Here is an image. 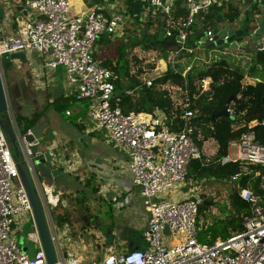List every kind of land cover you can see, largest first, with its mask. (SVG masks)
Returning <instances> with one entry per match:
<instances>
[{"label":"built area","instance_id":"obj_1","mask_svg":"<svg viewBox=\"0 0 264 264\" xmlns=\"http://www.w3.org/2000/svg\"><path fill=\"white\" fill-rule=\"evenodd\" d=\"M16 1L17 5L19 2L26 9L25 14L9 1H6V6L0 3L3 9L0 17V55L4 52H33L43 56L40 64L32 63L41 88L46 85L45 78L52 84V77L46 75V69L54 72L58 67H63L66 85L72 89L70 93L76 94L79 99L87 98L90 102L88 117L93 124L92 130L104 131L106 141L127 156L131 186L122 185L127 196L123 200L114 197L113 201L117 206L130 202L134 204L136 194L133 189H138L149 214L142 233L145 247H117L123 251L114 249L100 258L92 255L87 259L83 254L85 230L74 233L70 247H62L56 227L59 222L54 220L52 213L59 206L62 191L51 183L41 182L33 159V145L38 143V139L29 141L27 136L31 133L30 129L25 133L20 130L9 103L3 118L8 119L13 128L20 160L26 165L39 191L58 264H264V144L256 139L254 130L231 140L227 154L221 158L222 163L232 161L240 166L239 172L232 174L230 181L237 188L239 196L249 204L243 227L230 237L219 238L212 244L200 242L197 239L196 219L202 201V186L188 177V166L192 159L202 156L203 150L194 138L198 129L194 118L200 114L191 108L188 89L170 81L162 84V88L169 92L175 110L181 109L179 129L167 124V114L161 109L153 113L124 112L119 105L120 100L124 95H132L139 85L125 87L122 94H115V81L122 80L121 76L94 56V44L102 35H120L124 32L130 18L129 9L115 0L109 1L105 7L74 12H71V0ZM175 1L133 0L140 3L142 8L150 6L149 11L143 12L146 16L151 13L150 18L161 17L162 24H165L164 40L173 35L176 37L167 48L171 50L166 57L144 54L139 55V59L148 66L164 64L165 69L170 64L175 72L185 78L195 67L191 63L179 67L176 62L184 58L183 53L191 51L186 49V44L192 41L191 36L196 35L192 26L197 20L202 22L217 0H181L186 14L180 15L174 12ZM204 35L211 40L212 28L206 29L198 39ZM138 67L143 69L142 82L147 86H151L162 73L156 72L151 76L149 67ZM201 88L212 89L208 78L202 79ZM227 110L229 114H235L232 107ZM66 114H70V110ZM197 138L202 139L200 132ZM11 146L0 123V264H48L33 207L20 178ZM78 158H69V163L68 157L62 155L63 160L56 161L62 162L61 166L70 170ZM242 176L257 179V187L262 193L255 192L249 186H240ZM178 183L191 187L188 195L184 198L169 197L168 194ZM23 213H27L32 220L33 230L26 235V240L34 246L32 255L28 253V243L19 242L17 238L19 231H23L19 227ZM60 224L70 226L68 221ZM162 232H165L164 238L161 237ZM171 232L179 234L178 243L173 244L167 238Z\"/></svg>","mask_w":264,"mask_h":264},{"label":"rangeland","instance_id":"obj_2","mask_svg":"<svg viewBox=\"0 0 264 264\" xmlns=\"http://www.w3.org/2000/svg\"><path fill=\"white\" fill-rule=\"evenodd\" d=\"M6 1H9L13 5L17 7L16 0H0V3H3L5 6L8 5ZM260 6V0H256ZM119 3L126 7L127 9L136 6V2L134 6L126 3L124 0H119ZM234 4L237 7L240 6L238 0H227L226 1V9L229 8L230 5ZM261 7V6H260ZM148 8V9H147ZM263 8V7H262ZM147 9V10H146ZM151 8L147 6L146 8H142L141 13L149 11ZM84 10V9H81ZM130 18L125 24L124 32L120 35H111L104 34L101 38H99L94 44V51L102 61L107 58V56L116 55V45L123 44V47L127 50L128 58L135 63L136 67L139 65L149 67V75L154 76L156 72H163L165 70L164 64H154L153 68H150L146 62L139 59V55H163V52L171 50H144L140 46H136L129 50L128 42L130 39L134 37H140L143 28H147V33L141 35V44L148 45L151 41L154 40L155 35H157L158 24L153 17V22L150 26L146 27L145 24V16L143 19L140 17H136L133 12H130ZM264 13V8H263ZM264 22V18L263 21ZM219 26H224V22L215 23ZM202 22L197 20V22L193 25V29L196 32V28L201 26ZM192 41L198 40L196 35L190 37ZM109 40V41H108ZM111 40V41H110ZM240 40V39H239ZM264 41V34L263 39ZM163 41H167L164 40ZM110 43V44H109ZM253 46V45H252ZM186 49H190V52L183 53L184 58L179 59L176 64L181 67L186 64H192L197 69L205 68L209 63L217 60L218 58H225L228 60L233 66H240L244 70H248V67L251 65L253 53L255 54L256 47H252L250 50H236L230 49L229 45L224 44L220 47L213 48H201L200 46H191L188 42L186 44ZM239 55H243L244 57H240ZM26 61L22 60H13L12 64L8 67L3 66V77L5 80V85L8 92L9 103L12 106L15 115H20L24 117L31 116L34 111L40 109L41 107H45V118L47 121V126L44 129V137L40 141L47 142L53 140L54 147H56L58 153L53 155L52 161L55 162L53 165L56 166L60 171L55 176H52L51 173L46 174L44 172L45 168H48V165L45 167L43 164L36 165L38 176L43 183H52L55 188H58L62 191L61 201L59 206L53 209V217L56 221V216L58 213L66 212L68 222L70 226L63 227L60 223L56 224L59 241L63 246H71V241H73L74 233H80V231L85 230L83 237L86 238V243L83 246V254L87 259H90L92 255H96V257L100 258L105 253H108L111 250L116 249L118 252L123 250L118 249L124 246V239L130 236L131 239H138L139 243L142 247L146 246V242L142 237V233L145 230V226L142 227L144 217H145V209L143 199L135 196L136 205L121 208L122 210L113 209L112 206L107 201L100 199L97 191H99L100 181L90 173L85 174L84 172L77 176L76 174V166H70V170L65 167H62V162L56 161L57 159H61L62 155H69L68 162L70 163L69 158L74 157H90L91 155L87 152V147L78 141V137H81L82 134L77 131L76 127L72 124V122L65 118V116L58 113L51 105L49 106L48 97H55L60 93L69 92L66 84V78L64 74L63 67H58L54 72H50L48 69L45 70L46 75L52 77V84L47 82V78L44 79L46 82L45 87L39 84L38 74L34 65L32 63L37 62L41 63L43 61V56L38 53H27ZM145 60V59H144ZM161 65V66H160ZM156 67H158L156 69ZM262 78L264 79V72H261ZM249 80H253L248 78ZM86 126L91 128L93 124L89 120V117L84 120ZM97 131L98 138H103L98 140L97 142L93 141V145L91 143L92 148H100L104 146V141L106 140L104 131ZM88 135V134H87ZM84 138V136H82ZM87 142L92 139L90 136H87ZM84 142L85 138H84ZM66 144V147L63 144ZM69 146V148H67ZM12 147V146H11ZM72 147V148H71ZM77 147V151L73 152V148ZM216 142L213 139L206 140L203 145V151L207 154L208 157L212 156L216 150ZM13 148V147H12ZM59 185V186H57ZM198 185L202 186V192H204L208 196H212V200H210L211 207L208 211L212 216H220L221 210L225 209L226 206L228 208L232 207L234 213L231 215L232 223L234 227L239 226L243 219L246 217L247 210L240 208L238 205V190L235 189L234 184L231 181H223V180H215L212 177H204L202 181L199 182ZM191 187L189 185L184 186L183 183H178L171 193L168 194L169 197L175 198H184V192L188 191ZM135 191V190H134ZM84 197V200L81 202L77 201V197ZM139 198V199H138ZM238 200V201H237ZM138 202V203H137ZM240 203V201H239ZM242 204V203H241ZM85 213L94 214L97 217L99 228L97 231L93 229L92 226L88 227L82 221V215ZM123 215L124 213H129L128 220L121 222V218L118 214ZM131 217V218H130ZM20 220L22 224H19V227L23 229V231H19L17 238L19 242H27L29 245L28 253L32 255L34 252V246L30 241L26 240V235L29 231L33 230L32 220L27 213L21 214ZM119 221V222H118ZM109 236L108 240H105L104 234ZM165 232H162L161 237L164 238ZM167 238L172 240L173 244H176L180 241V236L178 233L171 232L167 234ZM120 245V246H119ZM123 245V246H122ZM96 247L98 251L96 250ZM118 247V248H117ZM126 247V245L124 246ZM123 247V248H124Z\"/></svg>","mask_w":264,"mask_h":264},{"label":"trees","instance_id":"obj_3","mask_svg":"<svg viewBox=\"0 0 264 264\" xmlns=\"http://www.w3.org/2000/svg\"><path fill=\"white\" fill-rule=\"evenodd\" d=\"M128 4L135 5L132 0H128ZM173 7L176 15L186 14V8L183 6L181 0H176ZM224 8V4L219 6L213 4L210 7L202 20V25L196 28L197 37L203 34L206 29L212 28L215 25L218 14H221L229 22L240 18L241 10L239 7L230 6L227 10ZM129 11L139 18L142 6L140 3H136L135 7L129 8ZM157 18L158 15L155 19ZM150 19L149 22L145 21L146 27L150 26L153 22V17ZM157 36L158 33L148 45L141 44V35L140 37H134L128 42L129 50L136 46H140L147 51L167 49L158 47L160 41L157 39ZM175 38V35H173L167 38V40L174 42ZM116 50V55L107 56V58L101 61L103 65L118 73L122 78V80L115 81V94H122L125 87L131 88L134 84L139 85L132 95H124L123 99L120 100L119 105L124 112L153 113L156 109H161L167 114V124L173 129H179L181 126V119L179 117L181 109L175 110L169 92L162 88V84L170 81L180 84L182 87L186 86L188 89L191 108L200 114L194 118V122L198 127L194 133L195 140L202 150L206 140L213 139L217 145L215 153L212 156L208 157L203 151L200 158L191 160L188 166V177H192L197 182L202 181L204 177L230 181L231 175L239 172L240 166L237 162H221V158L227 154L229 142L239 138L243 133L255 127L256 139L264 144V79L261 75V72H264V46L261 49H256L255 54L253 53L252 63L247 71L240 66L231 65L225 58H220L209 63L203 69L195 68L191 70L184 78L180 73L175 72L169 64L154 79L151 86L143 84V69L136 67L135 63L128 58L127 50L123 47L122 43L116 45ZM162 54L163 57H166L167 51ZM94 56L96 57L95 52ZM153 67L154 64H150V68ZM132 70L135 72H132ZM205 78L210 80L212 87L210 94H208L210 90H202L201 88V81ZM248 78L253 80H249ZM141 83L142 85H140ZM50 98L51 95L48 99ZM228 98H230L229 104H227ZM50 105L58 113L69 119L77 131L84 134L86 130L84 120L88 118L90 109V102L87 98L79 99L74 93L68 95L60 93L49 101ZM225 107H232L235 114L219 116L213 121L211 118L212 114L219 112ZM67 110H70V114H66ZM0 116L5 117V114H1ZM15 118L20 130L25 133L34 124L39 123L45 118V107L34 111L29 117L15 115ZM198 132L201 133L202 139L197 138ZM89 134L98 135L95 130H91ZM239 185L242 187L249 186L255 192L262 193L257 187L258 180L250 179V176H242L239 180ZM235 189L237 190L236 187ZM201 196L202 201L199 204L196 219L198 241L212 244L217 239H226L236 231L242 229L243 221L236 227L232 223L231 215L234 213L232 207L228 208L226 206L225 209L221 210L220 216H212L208 213L211 204L205 203L212 200V196H208L204 192H202ZM237 198L240 201L239 203L237 200L238 205L240 208L247 210V215L249 213V204L239 196V193ZM83 200V196L81 198L77 197L78 202ZM56 219L62 224L67 222L66 212L58 213Z\"/></svg>","mask_w":264,"mask_h":264},{"label":"water","instance_id":"obj_4","mask_svg":"<svg viewBox=\"0 0 264 264\" xmlns=\"http://www.w3.org/2000/svg\"><path fill=\"white\" fill-rule=\"evenodd\" d=\"M94 1L98 0H89V2L92 4ZM252 1H250L251 3ZM260 6L264 8V0H260ZM18 10L23 9L24 13H26V9L23 8V6L19 5L17 6ZM152 9H155V6H152ZM248 12V9L244 11V15L242 18L239 20V26L234 28V27H229V26H219L214 25L212 27V39L207 40L206 35L201 36L198 40L196 41H188L191 46H200L201 48H213V47H220L224 44H228L230 49H236V50H245L248 48L246 46L248 42L242 41L238 42L236 38H239L244 35L245 30L242 28L244 24V20L246 17V13ZM3 15V9L0 6V17ZM143 13L140 14V19H142ZM151 13H148L146 16V20L149 22ZM158 20H160V17H158ZM224 22L223 17L221 14L217 15L216 23H222ZM147 28L142 29V34L147 33ZM164 31H165V24H161L159 29L157 30L158 36L157 39L160 41L158 43V47H164L168 48L172 45L171 42H164ZM247 34L250 36V41H249V46L251 43L254 44V47L256 49H261L264 46L263 42V34H264V24L260 26H252L247 30ZM224 35H227V38H224ZM179 39V37H177ZM27 57L24 52H13V53H8L4 52L0 55V115L4 114L7 111V107L9 104V97H8V92L7 88L5 85V80L3 77V66L8 67L9 65L12 64L13 60H22L26 61ZM211 93V90L208 91V94ZM230 103V98L227 99V104ZM228 107H225L224 109L220 110L219 112H216L212 114L211 118L214 121L217 117L219 116H228ZM0 123L2 125V128L4 131L7 133L9 141L13 147L15 159L17 162V167L19 169L20 173V178L26 188V191L28 193L29 199L31 201L32 207H33V212L37 224V228L40 234L42 246L45 252V256L47 259L48 264H58L57 260V253L55 250V246L51 240L50 236V230L45 218V213H44V208H43V202L40 198L39 191L37 190V187L35 186L28 170L27 167L24 163L21 162L20 160V150L18 147V144L15 139L14 131L13 128L9 122L8 119L3 118L0 116ZM47 121L46 120H41L39 123L34 124L31 128L30 131L31 133L28 134V139L29 141H33L35 138L38 139V143L33 145V148L35 149V155L33 156L34 162L36 165L38 164H43V166H47L48 168H45L44 172L46 174L51 173L52 176H55L56 174L59 173V169L56 168L55 165H53L52 158L53 155H56L58 153L57 149L55 147H52L53 140L43 142L40 141L44 137V129L47 126ZM255 128V127H254ZM252 128V130H254ZM78 141L80 143H83L84 145V138L78 137ZM205 203L210 204V201H207ZM23 250L24 247H23Z\"/></svg>","mask_w":264,"mask_h":264},{"label":"crops","instance_id":"obj_5","mask_svg":"<svg viewBox=\"0 0 264 264\" xmlns=\"http://www.w3.org/2000/svg\"><path fill=\"white\" fill-rule=\"evenodd\" d=\"M109 1H113V0H98V1H94L92 4L89 2V0H71V2L73 4L71 12H74V11H77L80 9L85 10L87 8L105 7V6H107ZM115 1L119 2V0H115ZM124 1H126V3H128V0H124ZM226 1L227 0H217L215 4L218 6L224 4L225 5L224 9L227 10L226 9ZM238 1H239L240 6H242V5L244 6V4H247V2L249 0H238ZM132 2H133V0H132ZM19 5L20 4L18 2L17 6H19ZM230 6H235V5L232 4ZM243 6H242V10L240 9L241 7L239 8L241 10V13L243 11ZM22 11H23V9H22ZM22 13L25 14L24 11ZM144 16L146 19L145 14H143L142 19L144 18ZM158 17H160V16H158ZM225 24H227L226 21L224 22V25ZM251 44L254 46L253 43H251ZM239 56L244 57L243 55H239ZM96 58L99 59V57H97V55H96ZM67 87H68L69 92H66L65 93L66 95L71 94L70 92L72 91V89L69 86H67ZM52 98L53 97H51L50 99H52ZM91 130H92V127L89 128L88 126H86V130L84 131V134H82V136H84V138H85V141H86L85 144L86 145L81 143V145L83 144L84 146L87 147L86 148L87 152L91 156L90 157L84 156V157L78 158V160H76L77 162H76L75 166H76L77 170H76L75 176L77 177L80 174H82L83 172L85 174H88V173L92 174L97 179V181H100V187H99L100 189H99V191H97L98 196L100 197V199L107 201L110 204V206H112L113 209H115V210L116 209L122 210L121 208H123V207L130 208L131 206L136 205V203L134 201V204H131V202H130L129 204H126L123 206H117L116 202L113 201L114 197H118L121 200H123L127 196L128 193L122 189V185L131 186V183H130L131 177H130V173H129V169H128L127 156L122 150H120V149L114 147L113 145L109 144L106 140L104 141L105 142L103 144L104 146H102L100 148L97 147L95 149L92 148L91 143L93 145V141L97 142V139L100 140L102 138L99 139L97 137L98 135L89 134V132ZM87 136H90L92 138L88 142L86 140V138H88ZM54 145L55 144H53L52 147H54ZM63 146L66 147V144L64 143ZM67 148H69V146ZM75 151L78 152L77 147L73 148L72 153H75ZM65 156L69 157V155H67V154ZM78 179H80V178H78ZM57 186H59V185H57ZM133 190H135L134 193L136 194L137 197L142 198L138 192V189H133ZM188 191L184 192V197H186L188 195ZM181 198H183V197H181ZM136 206H138V205H136ZM144 209H145V207H144ZM115 212H117V210ZM127 214H129V213H126V214L124 213L123 215H121L120 213L118 214L121 218L120 219L121 222L125 221L126 219L127 220L129 219L128 216H126ZM148 215L149 214H148L147 210L145 209V217H144L145 219L143 221L142 227L147 225ZM103 234L105 237V233H103ZM125 241H127V242H125ZM124 242H125L124 246L126 245V247H124L123 245L122 246L126 249H127L128 245H133L134 247H138V246L142 247V245L139 243L138 239H131L130 236L128 238L126 237L124 239Z\"/></svg>","mask_w":264,"mask_h":264},{"label":"flooded vegetation","instance_id":"obj_6","mask_svg":"<svg viewBox=\"0 0 264 264\" xmlns=\"http://www.w3.org/2000/svg\"><path fill=\"white\" fill-rule=\"evenodd\" d=\"M250 1H252L250 3ZM256 0H249L247 2V4H244L243 6V11L241 13V16L240 18L243 17L244 15V11L246 9H248V12L246 13V17H245V20H244V24L242 26V28H244L245 30V33L243 36L239 37V38H236V40L238 42H242V41H246L248 42V44L246 46H248L247 49L245 50H250L252 49V44L249 46V41H250V36L247 34V30L252 27V26H260L262 24H264L263 21V18H264V13H263V8L259 6V4L257 2H255ZM240 18L236 21H233V22H229L228 20L224 19V22L226 21V25L229 26V27H238L239 26V20ZM157 24H158V28L160 27V25L163 23L162 22V19L160 17V20L155 19ZM240 39V40H239ZM228 45V44H227ZM82 221L88 225V227L92 226L94 230H98L99 228H97L98 226V221H97V217L94 215V214H91V213H85L82 215ZM102 232V231H100ZM103 233V232H102ZM109 236L105 234V239L108 240ZM130 248H134L133 245H128L127 246V249H130Z\"/></svg>","mask_w":264,"mask_h":264}]
</instances>
